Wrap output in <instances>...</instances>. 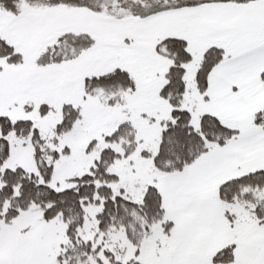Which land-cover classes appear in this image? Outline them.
<instances>
[{"label": "snow or ice", "instance_id": "snow-or-ice-1", "mask_svg": "<svg viewBox=\"0 0 264 264\" xmlns=\"http://www.w3.org/2000/svg\"><path fill=\"white\" fill-rule=\"evenodd\" d=\"M0 264H264V0H0Z\"/></svg>", "mask_w": 264, "mask_h": 264}]
</instances>
